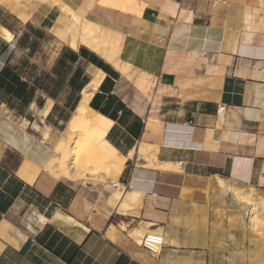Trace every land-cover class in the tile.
Masks as SVG:
<instances>
[{"label":"crops","instance_id":"0c3cea01","mask_svg":"<svg viewBox=\"0 0 264 264\" xmlns=\"http://www.w3.org/2000/svg\"><path fill=\"white\" fill-rule=\"evenodd\" d=\"M61 4L103 26L105 54L52 32L39 54ZM42 13L24 24L0 6V264H264V0H61ZM58 70H83L82 92L104 74L89 115L125 158L120 199L41 170ZM140 226L163 234L159 253L131 239Z\"/></svg>","mask_w":264,"mask_h":264},{"label":"bare ground","instance_id":"6f19581e","mask_svg":"<svg viewBox=\"0 0 264 264\" xmlns=\"http://www.w3.org/2000/svg\"><path fill=\"white\" fill-rule=\"evenodd\" d=\"M45 1L47 4L51 2L61 3V0ZM20 18H22L21 14ZM58 19L64 21V23L60 24L58 28L52 27L53 29L51 30L57 38L67 43L70 48L78 50L80 46H85L101 54L106 53L107 45L98 36L103 26L87 20L71 6L63 4H61V15ZM23 23H26L25 19ZM103 78L104 74L100 72L84 89L82 92V99L76 112L68 123L65 134L54 147L51 160L43 164L41 170L50 174L57 180H95L102 182L104 184L102 192H110L120 199V192L123 190L122 185L116 179L124 169L125 158L117 159L110 153L109 148H107L106 144L103 142L104 139H101V134L104 133L103 128H92L91 119L89 117L90 102ZM28 126L29 123L24 122L22 126H20V129L26 132ZM74 141L76 142L74 143ZM149 150V146L141 145L140 155L150 160L151 158L148 156ZM150 165L154 166L152 162H150ZM162 167L169 168L165 166ZM32 177L36 178L35 175ZM129 198V194L125 195L121 204L118 205L120 213H127L126 210ZM127 228L129 229V226ZM123 229H126V227L123 226ZM146 232L147 230L145 231L143 226L129 231L130 236L137 239L139 243H141V238ZM153 232L157 233V231H149L148 228V233L146 235L153 234ZM157 250L159 251V249Z\"/></svg>","mask_w":264,"mask_h":264},{"label":"rangeland","instance_id":"374dc122","mask_svg":"<svg viewBox=\"0 0 264 264\" xmlns=\"http://www.w3.org/2000/svg\"><path fill=\"white\" fill-rule=\"evenodd\" d=\"M43 4H47L45 0H0V6L4 7L9 14L14 16V18L15 17L18 18L21 22H23L25 19L26 23H28L34 17H42L43 16V13H42ZM1 13H3V11H1ZM20 14H21L22 18H20ZM81 16L84 17L83 15H81ZM15 20H13V22H12L13 25L14 24L17 25L20 22L17 19H15ZM5 22H6L5 24L11 26L9 19L5 20ZM26 23H24V24H26ZM0 25L5 27L4 24H0ZM58 26L59 25L55 22L53 28L54 27L58 28ZM53 28H51V29H53ZM51 29L48 28L43 35L44 38L41 37V42H39V43L42 44V46L39 49V54L44 48L50 49V50L54 49V46L50 42V40H52L51 34H50V32H52ZM67 45H65V44L62 45V48H63V46L66 47ZM62 48H61V50H62ZM66 48H68V46ZM37 59H38V56H37ZM74 60H75V57L72 54L69 55V57L67 58V62L69 61V62L73 63ZM54 79H55V87H57L60 91L61 104L56 107L54 115L52 116V118L50 120V123L54 126L53 130H55L54 138L52 139L50 136V131H51L50 129H49V131H47L45 133V136L43 138V141H46V140L51 138L50 139V141H51L50 145H52L51 148L53 150H54V147L59 142V139H61L63 137V135L65 134V132L68 128V123H69L70 119L72 118V115L75 112V108L77 107V105H78V103L82 97V89H83V86H84L87 78H86L83 70H58V73L55 75ZM41 114H42V112H41ZM89 117L92 118L91 115H89ZM82 123H84V122H82ZM104 137H105V133L101 134L102 140L104 139ZM29 138H30V136H29ZM104 141H105V139L103 140V142ZM75 142L76 141H74V143ZM51 158L47 161L45 160V162H43V164L49 162L51 160ZM150 162H152V161L150 160ZM150 166H152V165H150ZM32 167L35 168V166H32ZM121 173H120V175H121ZM147 233H148V231L145 233V235ZM158 233L161 234V232H158ZM144 236L141 238V241L144 238ZM131 239L134 242L141 244L137 241V239L133 238L132 236H131Z\"/></svg>","mask_w":264,"mask_h":264},{"label":"built area","instance_id":"2783aa9c","mask_svg":"<svg viewBox=\"0 0 264 264\" xmlns=\"http://www.w3.org/2000/svg\"><path fill=\"white\" fill-rule=\"evenodd\" d=\"M220 111H224L225 107H220ZM164 236L163 234L153 232V234L145 235L144 238L141 241L140 246L143 248H146L148 250H151L155 253H159L164 245ZM159 249V251L157 250Z\"/></svg>","mask_w":264,"mask_h":264},{"label":"trees","instance_id":"16d2710c","mask_svg":"<svg viewBox=\"0 0 264 264\" xmlns=\"http://www.w3.org/2000/svg\"><path fill=\"white\" fill-rule=\"evenodd\" d=\"M92 107H94L93 105H92ZM95 108V107H94Z\"/></svg>","mask_w":264,"mask_h":264}]
</instances>
